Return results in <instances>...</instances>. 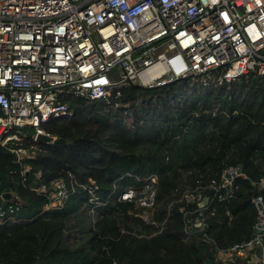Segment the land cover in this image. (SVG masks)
<instances>
[{"label":"trees","instance_id":"trees-1","mask_svg":"<svg viewBox=\"0 0 264 264\" xmlns=\"http://www.w3.org/2000/svg\"><path fill=\"white\" fill-rule=\"evenodd\" d=\"M230 84V90L225 82L183 93L182 103L173 105L171 96L186 83L130 85L113 103L65 97L72 115L42 125L52 143H36L33 156L20 164L12 153L0 155V208L5 192L20 201L0 221V264H206L215 246L249 240L256 218L251 201L264 195L256 186L264 179V86L255 76ZM147 98L154 101L149 107L138 103ZM125 105L130 109L122 110ZM227 167L244 175L235 180L237 189L202 212L207 240L186 237L193 205L185 196L218 181ZM60 179L73 192L61 206L46 209L49 184ZM145 185L155 192L152 210L117 200ZM41 186L45 193L36 191ZM206 188L202 195L211 198Z\"/></svg>","mask_w":264,"mask_h":264},{"label":"built area","instance_id":"built-area-1","mask_svg":"<svg viewBox=\"0 0 264 264\" xmlns=\"http://www.w3.org/2000/svg\"><path fill=\"white\" fill-rule=\"evenodd\" d=\"M241 76H255L264 86V0H0V147L17 164L32 157L27 153L37 149L39 135L54 141L42 125L72 115L62 101L67 96L113 103L130 85L154 89L184 82L181 89L195 83L209 89ZM27 131L29 139L22 136ZM238 177H244L238 167H227L218 181L185 196L193 205L186 237L207 240L202 212L214 198L231 197ZM49 185L46 209L61 206L73 192L61 179ZM69 186L74 187L72 176ZM256 186L264 192V179ZM205 188L211 198L202 195ZM154 196L145 185L117 200H133L146 211L153 209ZM251 202L256 218L249 240L227 249L215 246L213 262L206 264H264V195ZM19 205L11 195L0 208V221Z\"/></svg>","mask_w":264,"mask_h":264},{"label":"rangeland","instance_id":"rangeland-1","mask_svg":"<svg viewBox=\"0 0 264 264\" xmlns=\"http://www.w3.org/2000/svg\"><path fill=\"white\" fill-rule=\"evenodd\" d=\"M236 81H237V80H236ZM236 81H234V82H232V83H235ZM230 83H231V82H230ZM230 83H228V86H226L228 90H230L231 87H232V85H231ZM199 87H200V88H199ZM207 87H208V86H207ZM207 87H205L204 85L201 86L200 84L195 83V84H192V85H190V86H188V87H186V88H184V89H181V90L175 92V93L171 96V105L175 104L176 102H178V104H181V103H182V100L180 99V97H182L183 93H184V94H188V95H193L194 93H197V92H199V91L206 92V90L208 89ZM193 88H194V89H193ZM201 88H203V89L201 90ZM184 98H185V96H184ZM145 102H146V104H145ZM138 103H139L140 105H142V104L144 103V104H145V105H144L145 107H149V105L153 104L154 101L151 100L150 98H147V99H145V101H144V100H141V101L138 102ZM211 106H215V103H211ZM110 108H111V110L113 111V110L116 109V106H115V105H112ZM128 109H130L129 106H128V105H125V106L123 107L122 110H128ZM14 143H15V142H14ZM16 143H17V142H16ZM46 144H47V143H46ZM35 149H36V148H35ZM35 149H33V152L35 151ZM27 155H28V156H33V153L28 152ZM21 156H23V155H21ZM25 157H26V156H23L22 159L25 158ZM71 241H72V240H71Z\"/></svg>","mask_w":264,"mask_h":264},{"label":"water","instance_id":"water-1","mask_svg":"<svg viewBox=\"0 0 264 264\" xmlns=\"http://www.w3.org/2000/svg\"><path fill=\"white\" fill-rule=\"evenodd\" d=\"M37 142H39V143H51V138L49 136H46V135H39L37 137ZM4 154H7V152L0 147V155H4ZM1 197L3 199L2 207H5V204L10 199L11 194L8 192H5Z\"/></svg>","mask_w":264,"mask_h":264}]
</instances>
